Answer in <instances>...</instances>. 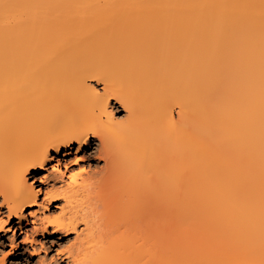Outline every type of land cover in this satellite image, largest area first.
I'll return each mask as SVG.
<instances>
[{"label":"bare ground","instance_id":"bare-ground-1","mask_svg":"<svg viewBox=\"0 0 264 264\" xmlns=\"http://www.w3.org/2000/svg\"><path fill=\"white\" fill-rule=\"evenodd\" d=\"M0 214L9 264H264V0H0Z\"/></svg>","mask_w":264,"mask_h":264},{"label":"rangeland","instance_id":"rangeland-1","mask_svg":"<svg viewBox=\"0 0 264 264\" xmlns=\"http://www.w3.org/2000/svg\"><path fill=\"white\" fill-rule=\"evenodd\" d=\"M111 104L112 106H114L116 116H118L119 118H123L125 116V110H123L119 103L115 102L114 100L111 101ZM95 147V144L90 143L88 146L85 147V149L80 151H75V148H73L71 154L66 157V165L63 164V161L59 164L60 173L57 172L56 175H53V172L50 168V165L53 162L47 163L44 167L45 169L41 171H34L37 175H47V179L43 183H39V181L36 180V182L33 183L34 186L48 187L51 186L53 182H56V184L63 183V181L67 179L68 172H75L80 169H83V173H87L100 169L104 165V160L98 158ZM64 166H66V168ZM40 201L41 197L38 198V204ZM61 202L62 200H59L56 203ZM36 207L37 205L31 208L35 209ZM58 211L59 209H56L55 207H49L48 209L37 210V215H52L56 214ZM2 215L3 214H0V216ZM28 218L30 219V217ZM82 226L83 224H80L78 226L77 231L70 232L67 235L55 240L54 246H48L49 243H47V241L51 237L47 236L43 238L41 235L34 234L36 239L35 243L32 245H26L25 248L26 253H30L29 257L27 258L28 262H31V264H40L41 261L45 262L46 264H70V258L63 256H55V249L58 248L60 250L63 249L67 251L68 247L71 246V244H73L77 240V232ZM18 231L13 234L9 230L0 231V258L4 256V261L6 262V264H9V259L16 256L17 251L22 247L21 242H19L22 238V233H19ZM58 235L61 236L62 234ZM58 235L56 237H59Z\"/></svg>","mask_w":264,"mask_h":264},{"label":"clouds","instance_id":"clouds-1","mask_svg":"<svg viewBox=\"0 0 264 264\" xmlns=\"http://www.w3.org/2000/svg\"><path fill=\"white\" fill-rule=\"evenodd\" d=\"M73 180H75V176L73 177Z\"/></svg>","mask_w":264,"mask_h":264}]
</instances>
